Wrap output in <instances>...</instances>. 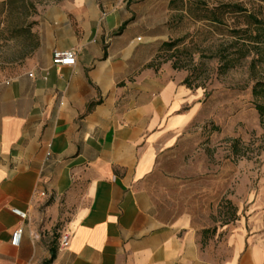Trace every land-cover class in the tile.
<instances>
[{
  "label": "crops",
  "instance_id": "obj_1",
  "mask_svg": "<svg viewBox=\"0 0 264 264\" xmlns=\"http://www.w3.org/2000/svg\"><path fill=\"white\" fill-rule=\"evenodd\" d=\"M146 2L49 4L35 18L38 48L0 75V264H215L190 210L166 214L149 188L204 92L149 68L168 36L142 25ZM55 50H75L76 65H55ZM233 241L223 264H264L254 237Z\"/></svg>",
  "mask_w": 264,
  "mask_h": 264
},
{
  "label": "rangeland",
  "instance_id": "obj_2",
  "mask_svg": "<svg viewBox=\"0 0 264 264\" xmlns=\"http://www.w3.org/2000/svg\"><path fill=\"white\" fill-rule=\"evenodd\" d=\"M4 1L0 0V75L14 76L27 60L20 59L27 42L12 32L22 11L14 6L8 18ZM30 1L41 10L62 0ZM201 1L211 8L239 3L264 16L262 0H148L140 5L142 25L168 36L166 42H156L151 69L185 77L192 88L204 92L203 112L162 158L149 188L166 214L190 210L205 256L223 264L232 256L233 239L241 234L254 237L264 249V120L255 109L264 98L253 96L256 81L250 77L249 62L220 74L218 55L230 45L229 32L237 20L231 14L222 26L199 20ZM238 24H243L242 18ZM13 34L18 38L12 39Z\"/></svg>",
  "mask_w": 264,
  "mask_h": 264
},
{
  "label": "trees",
  "instance_id": "obj_3",
  "mask_svg": "<svg viewBox=\"0 0 264 264\" xmlns=\"http://www.w3.org/2000/svg\"><path fill=\"white\" fill-rule=\"evenodd\" d=\"M264 2V0H262ZM198 10L201 13L199 20L209 21L213 24L222 26L225 24L226 15H233L237 20L235 27L230 30L229 36L231 43L228 48L219 53L221 66L219 68L220 74H225L228 71L236 68L242 62H249V73L256 83L253 87V96L256 99L264 98V16L257 13L250 12L247 8L239 3H225L219 4L215 7H209L206 1H201L198 4ZM18 6L22 11V17L19 24L12 32L17 36H24L27 42L24 50L20 55L23 61L31 57L39 46L38 36L34 33L37 22L35 18L39 15V10L30 0H5L3 7L6 8L4 13H7L9 18L12 8ZM187 12L190 9L187 8ZM33 18V19H32ZM243 19V24L239 25V19ZM32 19V20H31ZM124 28V27H123ZM120 31H122V29ZM13 34V35H14ZM11 36V38H18ZM163 46H172V43H163ZM152 65H149L151 68ZM176 69V67H174ZM190 88L188 79L185 80ZM198 88V87H197ZM255 109L259 113L260 119L264 120V103L257 101ZM48 261L44 264H48Z\"/></svg>",
  "mask_w": 264,
  "mask_h": 264
},
{
  "label": "built area",
  "instance_id": "obj_4",
  "mask_svg": "<svg viewBox=\"0 0 264 264\" xmlns=\"http://www.w3.org/2000/svg\"><path fill=\"white\" fill-rule=\"evenodd\" d=\"M138 40L141 41V38H139ZM76 62H77V54L75 50H66V51L55 50L53 52V63L55 65L72 67L76 65ZM29 76L33 77V74L30 73ZM13 213L22 219L27 218V213L19 209H14ZM22 236H23V231L21 228H18L13 233L12 245L19 246ZM70 241H71L70 233L63 234L60 240V247L62 248L68 247V245L70 244Z\"/></svg>",
  "mask_w": 264,
  "mask_h": 264
}]
</instances>
